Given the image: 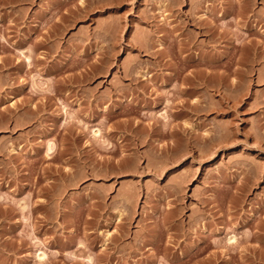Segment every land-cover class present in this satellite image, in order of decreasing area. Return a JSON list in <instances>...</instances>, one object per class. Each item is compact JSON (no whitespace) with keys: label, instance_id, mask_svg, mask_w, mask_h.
<instances>
[{"label":"rangeland","instance_id":"1","mask_svg":"<svg viewBox=\"0 0 264 264\" xmlns=\"http://www.w3.org/2000/svg\"><path fill=\"white\" fill-rule=\"evenodd\" d=\"M98 1L0 0V264H264V0Z\"/></svg>","mask_w":264,"mask_h":264},{"label":"bare ground","instance_id":"2","mask_svg":"<svg viewBox=\"0 0 264 264\" xmlns=\"http://www.w3.org/2000/svg\"><path fill=\"white\" fill-rule=\"evenodd\" d=\"M98 3H99V1L98 0H96ZM98 7V6H97ZM26 59H27V57H26ZM28 63L30 62V57L28 58ZM32 61V60H31ZM30 63H32V62H30ZM30 65V64H29ZM145 77V76H144ZM99 130L100 129H97V130H95V131H93V134L94 135H98L99 137H100V132H101V130H100V132H99ZM95 136V137H96ZM97 136V137H98ZM14 151V150H13ZM109 235V234H108ZM247 239V238H246ZM248 239H249V237H248ZM228 242V244H230V246H231V244H236V243H238V238H237V236L236 235H229V237H228V240H227ZM233 247H234V245H233ZM42 251V250H41ZM47 253H45L44 251L43 252H41L39 255H37V257H39V259H40V261H45V259H46V255Z\"/></svg>","mask_w":264,"mask_h":264}]
</instances>
